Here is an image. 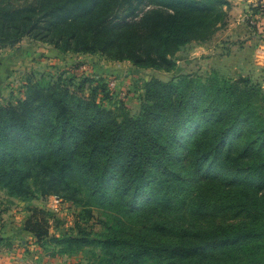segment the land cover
<instances>
[{
    "label": "trees",
    "instance_id": "obj_1",
    "mask_svg": "<svg viewBox=\"0 0 264 264\" xmlns=\"http://www.w3.org/2000/svg\"><path fill=\"white\" fill-rule=\"evenodd\" d=\"M228 4L0 0V50L29 38L169 71L181 48L227 24ZM84 80L95 85L88 94L68 79L29 80L22 100L0 105V189L109 219L98 239L51 235V215L34 208L25 230L37 244L51 256L96 247L90 264H264L261 88L218 75L151 79L133 116L105 105L115 100L108 81Z\"/></svg>",
    "mask_w": 264,
    "mask_h": 264
},
{
    "label": "rangeland",
    "instance_id": "obj_2",
    "mask_svg": "<svg viewBox=\"0 0 264 264\" xmlns=\"http://www.w3.org/2000/svg\"><path fill=\"white\" fill-rule=\"evenodd\" d=\"M227 24L212 40L191 43L174 56L175 66L169 70L140 69L130 62H118L100 54H63L54 47L25 38L16 47L0 50V105L16 104L24 98L27 81H49L57 78L71 81L72 90L82 88L88 94L94 83L85 78L113 81V102H106L108 108L120 109L137 115L141 107L144 85L151 79L170 81L181 76L203 79L218 75L220 78L238 81L248 79L261 88L264 99V0H226ZM118 104H114V101ZM51 197V196H50ZM59 198V197H58ZM60 202H48L37 197L20 201L0 189V252L12 249L34 237L25 230L34 208L51 215L50 234L78 235L79 231L98 239L107 233L109 219L98 210H93L89 221L80 218V208L59 198ZM49 204L58 207L52 210ZM208 221V220H207ZM241 220L231 222H241ZM220 222V221H218ZM210 222L201 221L200 225ZM42 252H47L43 246ZM96 247H86L82 253L73 255L76 264L93 263Z\"/></svg>",
    "mask_w": 264,
    "mask_h": 264
},
{
    "label": "crops",
    "instance_id": "obj_3",
    "mask_svg": "<svg viewBox=\"0 0 264 264\" xmlns=\"http://www.w3.org/2000/svg\"><path fill=\"white\" fill-rule=\"evenodd\" d=\"M0 264H76V261L71 255H47L34 239L29 246L23 242L21 246L2 250Z\"/></svg>",
    "mask_w": 264,
    "mask_h": 264
},
{
    "label": "built area",
    "instance_id": "obj_4",
    "mask_svg": "<svg viewBox=\"0 0 264 264\" xmlns=\"http://www.w3.org/2000/svg\"><path fill=\"white\" fill-rule=\"evenodd\" d=\"M108 83H109V87L114 91V87H115V83L113 82V81H108ZM60 199L57 197V196H51V197H48L47 198V201L49 202H55V203H57V202H60L59 201ZM49 206H50V208H52V210H55V211H58V207L57 206H51L50 204H49Z\"/></svg>",
    "mask_w": 264,
    "mask_h": 264
}]
</instances>
